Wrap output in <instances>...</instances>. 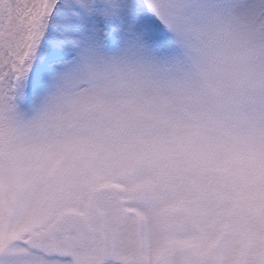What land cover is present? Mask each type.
<instances>
[{"label": "snow or ice", "instance_id": "1", "mask_svg": "<svg viewBox=\"0 0 264 264\" xmlns=\"http://www.w3.org/2000/svg\"><path fill=\"white\" fill-rule=\"evenodd\" d=\"M247 12L264 30V0H0V264H127L125 239L146 264H264V136L229 130L214 181L142 178L138 109L112 98L183 76L203 26Z\"/></svg>", "mask_w": 264, "mask_h": 264}, {"label": "clouds", "instance_id": "2", "mask_svg": "<svg viewBox=\"0 0 264 264\" xmlns=\"http://www.w3.org/2000/svg\"><path fill=\"white\" fill-rule=\"evenodd\" d=\"M100 72L102 83L122 78V70L116 67ZM112 98L127 99L138 109L131 151L126 155L142 157V178L167 171L188 180L214 181L213 168L244 139L227 135L229 130L264 136V30L251 12L209 20L193 42L183 76L163 85L145 84L139 96L129 97L117 88ZM175 198L174 193H166L164 202ZM162 227L158 221L150 224L152 245ZM148 251L128 239L120 246L127 264H146Z\"/></svg>", "mask_w": 264, "mask_h": 264}]
</instances>
